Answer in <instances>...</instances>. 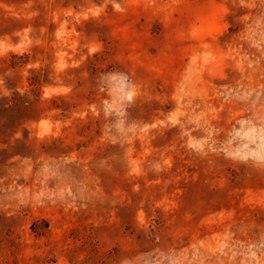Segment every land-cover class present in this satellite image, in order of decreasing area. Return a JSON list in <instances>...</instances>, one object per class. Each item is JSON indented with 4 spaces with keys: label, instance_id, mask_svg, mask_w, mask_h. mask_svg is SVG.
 Returning a JSON list of instances; mask_svg holds the SVG:
<instances>
[{
    "label": "rangeland",
    "instance_id": "rangeland-1",
    "mask_svg": "<svg viewBox=\"0 0 264 264\" xmlns=\"http://www.w3.org/2000/svg\"><path fill=\"white\" fill-rule=\"evenodd\" d=\"M0 264H264V0H0Z\"/></svg>",
    "mask_w": 264,
    "mask_h": 264
}]
</instances>
